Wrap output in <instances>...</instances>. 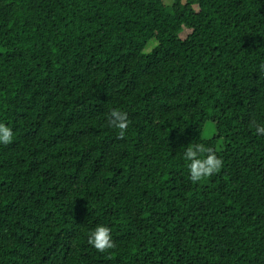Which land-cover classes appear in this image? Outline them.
<instances>
[{
    "label": "trees",
    "instance_id": "1",
    "mask_svg": "<svg viewBox=\"0 0 264 264\" xmlns=\"http://www.w3.org/2000/svg\"><path fill=\"white\" fill-rule=\"evenodd\" d=\"M261 65L264 0H0V264H264Z\"/></svg>",
    "mask_w": 264,
    "mask_h": 264
},
{
    "label": "clouds",
    "instance_id": "2",
    "mask_svg": "<svg viewBox=\"0 0 264 264\" xmlns=\"http://www.w3.org/2000/svg\"><path fill=\"white\" fill-rule=\"evenodd\" d=\"M264 70V65H261ZM108 123L124 136L129 127L128 116L121 110H113L108 118ZM256 132L264 134V124L254 123ZM14 141V133L10 126L0 122V144L8 145ZM188 169L189 178L193 183L206 180L218 173L223 167V161L211 148H206L202 143L192 141L183 149L182 156ZM88 243L99 252L115 247L111 229L106 224H97L88 234Z\"/></svg>",
    "mask_w": 264,
    "mask_h": 264
},
{
    "label": "rangeland",
    "instance_id": "3",
    "mask_svg": "<svg viewBox=\"0 0 264 264\" xmlns=\"http://www.w3.org/2000/svg\"><path fill=\"white\" fill-rule=\"evenodd\" d=\"M172 0H166L167 4L171 3ZM184 3L187 2V0H182ZM195 10L198 12L199 9L198 7H194ZM191 30H188V29H184L182 34H181V38L182 40H186L190 35H191ZM156 42H153L149 45V47L147 48V53L151 52L155 47H156ZM217 135V131H216V126L213 122H208L206 125H205V129L203 131V138L205 140H211L213 138H215V136ZM223 150V144H219L218 146V151H222Z\"/></svg>",
    "mask_w": 264,
    "mask_h": 264
}]
</instances>
